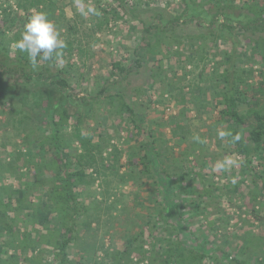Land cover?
<instances>
[{
    "label": "rangeland",
    "instance_id": "rangeland-1",
    "mask_svg": "<svg viewBox=\"0 0 264 264\" xmlns=\"http://www.w3.org/2000/svg\"><path fill=\"white\" fill-rule=\"evenodd\" d=\"M21 1L0 0V19L17 14ZM127 1L134 6V13L124 11L114 0H79L83 12L78 10L77 0L57 1L65 12L61 23H55L57 28L67 30L70 25L76 26V30L69 33L70 38L75 39L74 48L61 57L59 63L63 68L61 75L70 81L68 90L83 97H94L101 89H105L104 94L125 93L127 102L139 111L146 128L156 135V145L163 153L166 169L175 175L191 169L201 172L185 179L177 196L181 213L195 234L212 249L219 247L233 256L248 258L252 264H256L255 257L264 261V182L261 180L264 147L248 162L226 137L218 136V130L225 131L227 125L218 121L223 106L215 96L224 83L221 70L214 63L223 58L218 49H225L228 44L220 42L219 48L214 47L212 60L207 62H201L198 53L187 57L189 50L184 43L178 59L169 52L157 53L155 59L138 64L143 22L148 24L159 19L160 12L167 21L168 15L180 9L177 10V0ZM90 7L96 11L89 12ZM49 19L53 21V17ZM101 22L104 24L99 27ZM188 27L187 30L197 32L195 23ZM3 28L0 21V30ZM15 29L17 27L1 37L3 48L8 49L13 58L19 53L15 43L21 39V35L14 39ZM178 31L182 33L181 29ZM197 43L203 45L201 41ZM254 53L249 50V54ZM254 56L243 64L252 71L251 82L264 85V65L256 54ZM116 61L128 67L127 75L114 68ZM160 66L169 75L164 77L160 73L159 79L153 82L152 72L158 71ZM11 75H0V193L6 196L23 188L29 191L27 198L31 202L26 200L25 203L31 206L37 204L44 193L38 178L44 171L45 160L55 158L52 142L47 141L52 127L51 114L46 107V95L40 92L41 87L50 86L36 79L31 83L21 82ZM260 98V106L264 108V94H260ZM189 101L194 102L189 105ZM116 108L104 99L86 113L85 129L101 143L105 164L111 161L115 168H109L106 175L98 176L80 189L85 214L79 220L78 239L69 248L72 259L79 260L80 264H109L129 234H140L143 230L141 237L150 240L147 224L157 214L162 200L153 187V180L141 170L139 148L144 135L130 125L125 115L116 112ZM62 127L66 135L71 132V124ZM196 136L205 142L198 143ZM226 157L233 163L218 168V162ZM28 184L34 187L28 189ZM38 227L43 230V226ZM157 236L162 241L167 240L171 231L162 229ZM41 241H45V237ZM249 243L255 246H247ZM161 244H157L160 250ZM155 253L156 250H151L148 258L153 259ZM130 254L127 253L126 258L133 257L143 264L139 253ZM217 259L215 255L203 264H222Z\"/></svg>",
    "mask_w": 264,
    "mask_h": 264
},
{
    "label": "trees",
    "instance_id": "trees-1",
    "mask_svg": "<svg viewBox=\"0 0 264 264\" xmlns=\"http://www.w3.org/2000/svg\"><path fill=\"white\" fill-rule=\"evenodd\" d=\"M57 1L22 0L17 14L0 19L4 26L0 30V75L11 73L18 81L26 83L34 79L48 82L50 88L41 87L40 92L46 95V107L51 114L52 127L47 141L50 140L55 149V158L45 160L44 171L38 178L44 193L37 204L29 206L25 203L26 200L29 203L30 198H27L29 191L23 188L8 192L6 196L0 193V264H80L79 260L72 259L69 251L78 239L79 220L85 214L83 209L86 205L80 199V189L93 183L98 176L106 175L109 168H115L111 161L105 164L101 143L95 141L94 134L85 129L88 108L104 99L117 107L116 112L125 115L130 125L144 135L139 148L142 152L141 170L150 176L153 187L162 197L157 214L147 224L151 239L147 241L141 237L143 230L140 234H129L109 264H140L133 257L126 258L127 253H139L143 264H203L208 259H214L215 255L222 264H252L248 258L233 256L219 247L212 249L195 234L181 213L177 196L185 179L190 175H201V172L191 169L182 175H175L166 169L163 153L156 145V135L146 128L139 111L127 102L125 93L104 94L105 89H101L94 97H83L68 90L70 81L61 75L63 68L59 63L61 57L74 48L75 39H71L69 33L76 30V26L59 29L67 45L61 50L62 56L58 60L39 59L35 67L30 63L27 52L19 51L13 58L9 50L3 48L4 40L1 37H6L8 30L17 27L14 30V39L17 40L35 12H45L49 18L53 17L54 23L60 24L65 12ZM114 1L124 11L135 12L134 6H130L127 0ZM177 5L179 12L168 15L170 18L167 21L160 12L159 19L148 24L143 22L141 53L136 61L142 65L149 59H155L157 53L165 55L167 52L178 59L182 52L181 44L185 43L189 50L187 57L198 53L199 60L207 62L212 60L214 47L219 48L220 42L228 44L225 49H218V54L223 58L214 63L216 68L219 66L224 83L215 96L223 106L218 121L227 125L225 132L232 133L225 136L231 146L248 162L253 161L264 147V108L260 106L264 85L251 82L252 71L246 69L243 62H249L256 54L264 65V0H177ZM194 23L197 32L187 30L188 25ZM103 24L99 23V27ZM183 24L186 27L183 28ZM197 40L203 45H199ZM250 49L255 53L249 54ZM114 68L123 75L129 73L128 67L119 61L114 62ZM160 73L164 77L169 75L160 66L158 71L152 72L153 82L159 79ZM198 86L201 88L200 84ZM191 102L194 101L188 104ZM244 105L247 107L241 110ZM83 106H87V109ZM68 124L72 128L66 135L62 126ZM237 133L241 136L239 141L233 139ZM261 180L264 182L263 175ZM32 187L28 184L27 188ZM204 191L211 192L210 189ZM37 224L47 232L39 229ZM162 229H170L169 239L162 241L158 238L157 233ZM42 237H45V241H41ZM159 243H162L161 250L157 248ZM247 246L252 248L255 245L249 243ZM151 250H156V253L150 260L148 254ZM254 259L256 264H264L263 260L258 261L259 257Z\"/></svg>",
    "mask_w": 264,
    "mask_h": 264
},
{
    "label": "clouds",
    "instance_id": "clouds-1",
    "mask_svg": "<svg viewBox=\"0 0 264 264\" xmlns=\"http://www.w3.org/2000/svg\"><path fill=\"white\" fill-rule=\"evenodd\" d=\"M78 10L83 12V7L77 0ZM89 12H95L94 8H88ZM99 15V12H96ZM15 47L21 52H27L30 63L35 67L39 59L43 60H58L62 56V51L67 47L66 42L61 37L60 30L55 23L49 19L45 12H35L30 16L25 24L21 39L15 43ZM226 135L232 133L218 130V136L223 139ZM198 143H204L199 136L194 137ZM234 140L239 141L241 136L235 134ZM233 163L231 158L226 157L223 162H218L217 167L223 169ZM235 182V181H233Z\"/></svg>",
    "mask_w": 264,
    "mask_h": 264
}]
</instances>
